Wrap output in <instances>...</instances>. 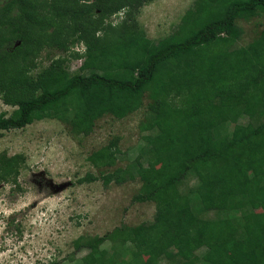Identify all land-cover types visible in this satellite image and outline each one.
I'll list each match as a JSON object with an SVG mask.
<instances>
[{
	"label": "trees",
	"instance_id": "1",
	"mask_svg": "<svg viewBox=\"0 0 264 264\" xmlns=\"http://www.w3.org/2000/svg\"><path fill=\"white\" fill-rule=\"evenodd\" d=\"M151 1L0 0V100L16 108L0 113V132L48 119L86 137L97 121L144 106L134 163L113 168L114 137L88 156L99 175L77 183L138 178L131 201L153 203L152 221L79 237L74 252L87 254L63 261L264 264V28L237 44L239 21L264 15V0H194L155 41L137 20ZM52 50L66 56L40 67ZM24 167L21 154L0 153V184H17Z\"/></svg>",
	"mask_w": 264,
	"mask_h": 264
},
{
	"label": "rangeland",
	"instance_id": "2",
	"mask_svg": "<svg viewBox=\"0 0 264 264\" xmlns=\"http://www.w3.org/2000/svg\"><path fill=\"white\" fill-rule=\"evenodd\" d=\"M193 3L194 0H153L140 8L137 20L145 35L155 41L173 33ZM239 22L243 33L237 44L243 46L254 32L264 28V15L247 23ZM73 49L82 51L84 47L79 44ZM59 56L66 55L57 50L44 51L38 63L42 67ZM80 64L81 60L71 61L69 72H76ZM143 107L123 120L106 117L97 121L86 137L72 136L64 124L48 119L0 132V153L21 154L25 159V167L17 178L19 186L11 182L0 184V264L61 262L71 253L79 261L87 254L86 250L74 252L72 242L79 237L104 236L123 224L133 227L152 221L153 203L131 201L141 186L138 178L107 187L100 179L77 183L89 173L99 175L88 156L114 137L119 138L121 155L113 168L134 163ZM15 109L0 100V113L9 116ZM134 169L131 168L133 173ZM187 184L192 186L195 182L190 180ZM181 189L185 191L186 187ZM110 245L106 242L102 248Z\"/></svg>",
	"mask_w": 264,
	"mask_h": 264
},
{
	"label": "clouds",
	"instance_id": "3",
	"mask_svg": "<svg viewBox=\"0 0 264 264\" xmlns=\"http://www.w3.org/2000/svg\"><path fill=\"white\" fill-rule=\"evenodd\" d=\"M76 46H78V45H76Z\"/></svg>",
	"mask_w": 264,
	"mask_h": 264
}]
</instances>
